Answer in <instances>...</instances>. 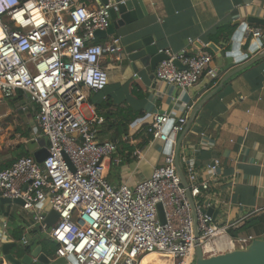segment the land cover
Returning <instances> with one entry per match:
<instances>
[{
    "label": "built area",
    "instance_id": "1",
    "mask_svg": "<svg viewBox=\"0 0 264 264\" xmlns=\"http://www.w3.org/2000/svg\"><path fill=\"white\" fill-rule=\"evenodd\" d=\"M110 8L111 4H102L92 10L76 0H0V102L14 99L18 91L24 93L23 109H36L40 130L36 140L44 138L49 152L42 164L33 156L22 157L1 171L0 197L22 199L25 211L47 202L59 214L58 222L49 228L44 222L47 214L41 213L36 221L57 245L55 256L72 261L68 264H141L152 253L171 264H193L197 242L208 257L245 249L263 239L233 237L230 230L239 229L247 217L221 224L205 213L210 204L196 203L217 176L218 161L204 179L191 162L186 167L196 206V239L170 137L184 132L185 117L175 121L169 114L148 112L135 118L129 124L132 132H145L152 141L166 144V151L170 149L164 163L136 185L109 180L112 164L121 163L113 157L117 145L99 140L104 119L93 110L87 119L83 109L90 107V93H100L108 85L103 58L124 54L118 36L95 43V32L111 27ZM262 36L261 29H244L243 38L260 42ZM165 53L170 59L159 64L155 75L166 85L185 92L204 74L217 76L210 54ZM158 205L164 209L165 224L159 222ZM0 264L9 263L0 257Z\"/></svg>",
    "mask_w": 264,
    "mask_h": 264
},
{
    "label": "crops",
    "instance_id": "2",
    "mask_svg": "<svg viewBox=\"0 0 264 264\" xmlns=\"http://www.w3.org/2000/svg\"><path fill=\"white\" fill-rule=\"evenodd\" d=\"M76 1L92 10L102 5L93 0ZM145 1L148 15L119 27L114 35L121 38L124 47L142 37L154 36L159 49L174 56L184 50L189 54H210L217 76L211 78L204 74L195 87L184 92L159 81L155 75L157 68L151 71L142 67L135 72L125 53L117 59L105 56L102 66L108 72V85L100 93L89 94L90 107H85L83 114L91 119L93 110L103 118L105 124L100 128L99 140L117 145L113 157L121 163L115 176L109 170V180L113 184L134 186L164 163L166 144L151 140L143 150L136 152L139 157L134 163L124 165L119 148L125 141L138 146L146 133L132 132L129 127L126 130L121 124L148 112L169 114L175 121L185 117L184 132L170 134V137L176 152L180 142L179 162L186 177L190 162L202 179L208 178L209 168L215 161L219 162L210 189L203 192L196 203L210 204L218 211L216 220L221 224L242 217H247L243 224L256 221L238 236H264V58L233 73L264 54L263 26L249 25L251 29L262 30L260 42L250 37L237 44L234 39L235 33L248 24L250 18L264 19V0ZM111 39L97 38L95 43H106ZM210 44L216 45L220 52L211 50ZM238 49L241 57L234 56ZM24 101L7 99L0 102V166L19 159L16 157L19 146L25 147L33 157L44 147L42 142L45 141L48 147L44 138L36 140L40 135L36 109L32 106L23 109ZM12 128H15L18 145L13 153L4 157L1 153L6 132ZM50 211L47 202L32 211H25L18 204L1 205L0 240L16 243L12 253L27 242V245L43 246L44 252L52 255L51 251L57 245L36 221L40 213ZM15 232L21 237H15Z\"/></svg>",
    "mask_w": 264,
    "mask_h": 264
},
{
    "label": "water",
    "instance_id": "3",
    "mask_svg": "<svg viewBox=\"0 0 264 264\" xmlns=\"http://www.w3.org/2000/svg\"><path fill=\"white\" fill-rule=\"evenodd\" d=\"M101 3L103 5H112V8H110L111 27H109L106 31L97 30L95 32L96 39H106L108 37H113L119 27L135 23L136 21L142 19L144 16L148 15V9L145 0H101ZM256 24L264 27V19L252 17L250 18V20H248V24H245L244 26L239 28L234 36L237 44L238 42L240 43L243 40L245 27ZM155 42L156 38H154V36H145L133 41L132 43L127 44L124 47V53L127 55L128 60L135 72H138V70L142 67H146V69L154 71L161 62L170 59L165 51H161L159 49ZM208 47L215 53L220 52L219 48L214 44H210ZM234 56L241 57V50L238 49V52H236ZM263 58L264 54H261L254 60L235 70V72L233 73H239ZM174 63L180 69H184L179 60H175ZM43 143L44 147L40 148V150L34 153L35 160L40 164H42L49 155L48 149L46 147V142H42V145ZM169 149L170 147L166 151L167 153ZM179 149L180 142L176 152V170L181 180V185L186 190V195L194 218L195 236L198 240L199 231L197 227L195 201L190 195V185L179 162ZM65 160L69 164L71 169H73V166L69 159L65 157ZM12 204H18V206L21 207L24 206V202L22 199L17 198L11 200L8 198H0V206H8ZM157 211L160 224H165L166 218L162 205L157 206ZM205 213L208 216L212 217L213 220L217 219L218 211L213 207L205 210ZM58 220L59 214L56 211L51 210L47 214L44 222L49 228H52L56 225ZM15 246L16 243L2 242L0 240V257L4 258L9 264H68L70 261L64 258H57L54 254L49 255L44 252L43 246H34V243H31L29 245L31 250L27 253H21L19 249L16 252L12 253V248H14ZM193 264H264V239L254 240L245 249H238L208 257L203 254L199 242H197Z\"/></svg>",
    "mask_w": 264,
    "mask_h": 264
},
{
    "label": "trees",
    "instance_id": "4",
    "mask_svg": "<svg viewBox=\"0 0 264 264\" xmlns=\"http://www.w3.org/2000/svg\"><path fill=\"white\" fill-rule=\"evenodd\" d=\"M24 100H25L24 93L21 92V91H18L17 92V95L13 99V101H20V102H23ZM134 118L135 117H132L128 121H126L124 124H121V127H124L127 130L128 127H129L130 122ZM101 126L99 127V133H100ZM18 132H19V130H18ZM24 136L27 137L26 134H24ZM151 140H152V136H149V135L146 134V137L145 138H142V142L138 146L130 145L129 143H126V141H125V143L122 144V146L119 148V151H118V153L120 154V156L122 158L123 164L124 165H129V164L134 163L137 160V155L135 153L137 151L143 150L149 144V142ZM18 150H19V153L16 152V157L22 158V157H31L32 156L31 153L25 147H23V146H19L18 147ZM13 162H14V160H12L8 164L1 165L0 166V172L3 171V170H5V169H8L9 167H11V165H13ZM118 168H119V165L118 164H113V166L111 167L110 170H112L111 174H114L113 176H115L116 171L118 170ZM109 173H110V171L108 172V174ZM255 222L256 221H254V220L245 222V224H243L239 229L231 230L230 231V234L233 237H237L240 232L247 231L249 228H251V226L253 224H255ZM255 226H257V224ZM15 237L20 238L21 237V234L15 232ZM18 249L20 250L21 253H27V252H29L31 250V248L29 247V245L22 246V247H19L18 246L17 250ZM56 249H57V247L54 248L51 251L52 254H56Z\"/></svg>",
    "mask_w": 264,
    "mask_h": 264
},
{
    "label": "rangeland",
    "instance_id": "5",
    "mask_svg": "<svg viewBox=\"0 0 264 264\" xmlns=\"http://www.w3.org/2000/svg\"><path fill=\"white\" fill-rule=\"evenodd\" d=\"M6 139L4 141V148L2 149V155L4 157H7V155H9L10 153H13V151L15 150L16 146L18 145V141L15 137V128H12V131L10 132H6ZM163 261H167L165 258L161 257L160 258Z\"/></svg>",
    "mask_w": 264,
    "mask_h": 264
},
{
    "label": "bare ground",
    "instance_id": "6",
    "mask_svg": "<svg viewBox=\"0 0 264 264\" xmlns=\"http://www.w3.org/2000/svg\"><path fill=\"white\" fill-rule=\"evenodd\" d=\"M160 258V255L157 253L148 254L143 258L141 264H171L170 262L163 261Z\"/></svg>",
    "mask_w": 264,
    "mask_h": 264
}]
</instances>
